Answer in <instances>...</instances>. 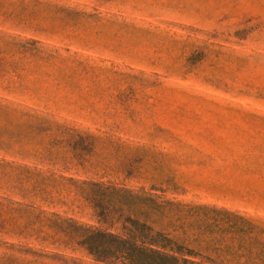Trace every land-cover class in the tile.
I'll return each mask as SVG.
<instances>
[{"label": "rangeland", "instance_id": "374dc122", "mask_svg": "<svg viewBox=\"0 0 264 264\" xmlns=\"http://www.w3.org/2000/svg\"><path fill=\"white\" fill-rule=\"evenodd\" d=\"M89 179L264 228V0H0V264H103Z\"/></svg>", "mask_w": 264, "mask_h": 264}, {"label": "trees", "instance_id": "16d2710c", "mask_svg": "<svg viewBox=\"0 0 264 264\" xmlns=\"http://www.w3.org/2000/svg\"><path fill=\"white\" fill-rule=\"evenodd\" d=\"M82 183L98 220L120 222L121 232L91 226L80 234L103 264H264V228L235 211L174 201L155 186Z\"/></svg>", "mask_w": 264, "mask_h": 264}]
</instances>
